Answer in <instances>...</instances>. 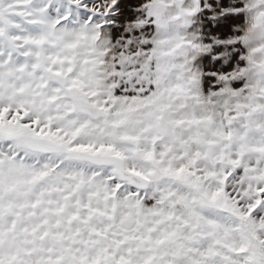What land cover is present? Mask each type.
Instances as JSON below:
<instances>
[{"label": "rangeland", "instance_id": "obj_1", "mask_svg": "<svg viewBox=\"0 0 264 264\" xmlns=\"http://www.w3.org/2000/svg\"><path fill=\"white\" fill-rule=\"evenodd\" d=\"M122 2L0 0V264H264V94L148 101L123 56L117 96L63 73Z\"/></svg>", "mask_w": 264, "mask_h": 264}, {"label": "crops", "instance_id": "obj_2", "mask_svg": "<svg viewBox=\"0 0 264 264\" xmlns=\"http://www.w3.org/2000/svg\"><path fill=\"white\" fill-rule=\"evenodd\" d=\"M122 4L97 9L104 20L79 22L72 28L76 37L60 43L63 73L68 54L72 64H83L74 66L77 76L95 79L85 93L117 96L113 80L123 56L141 64L133 69L141 68L143 79L141 86H127L126 93L148 101L213 95L226 83L241 93L264 94V0Z\"/></svg>", "mask_w": 264, "mask_h": 264}]
</instances>
